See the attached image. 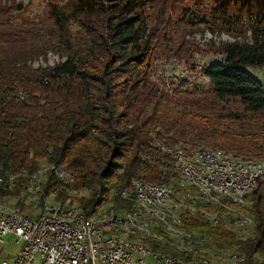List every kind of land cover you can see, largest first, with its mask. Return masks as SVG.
<instances>
[{
  "label": "trees",
  "instance_id": "trees-1",
  "mask_svg": "<svg viewBox=\"0 0 264 264\" xmlns=\"http://www.w3.org/2000/svg\"><path fill=\"white\" fill-rule=\"evenodd\" d=\"M151 1L47 0L42 13L28 14L15 0H0V203L10 194L21 203L37 195L42 203L34 179L48 172L44 192L83 211L106 201L130 208L119 196L136 179L181 191L166 147L205 145L264 162V83L248 70L264 66V0H214L223 11L256 8L257 25L249 41L220 47L224 63L204 67L209 87L156 75L162 57L189 62L178 51L192 45L166 13L146 14ZM50 52L59 55L57 63L33 66ZM57 168L66 170L67 181ZM83 190L88 195L73 192ZM251 199L254 238L193 226L219 249L237 246L264 257V182Z\"/></svg>",
  "mask_w": 264,
  "mask_h": 264
},
{
  "label": "bare ground",
  "instance_id": "bare-ground-1",
  "mask_svg": "<svg viewBox=\"0 0 264 264\" xmlns=\"http://www.w3.org/2000/svg\"><path fill=\"white\" fill-rule=\"evenodd\" d=\"M167 151L177 162L181 177L192 188L187 193L188 196L176 194L170 186L136 179L132 182V190L122 191L119 196L121 200L131 202L130 208L114 206L113 202L108 201L106 211L97 212V209L89 212L87 225H111L112 237L121 240L122 246H137L142 251L157 253L162 260L178 264L245 262L247 255L239 251V248L219 249L207 237L188 228V225L197 219L211 227H219L235 234L238 239L255 236L257 228L251 212V195L264 182V173L262 180L252 179L234 190L230 183H223L222 186L211 177L200 179L183 174L185 164H189L191 170H198L199 165L205 174H217V170H223L222 161H231V157L205 146L189 145L184 148H168ZM173 152L178 156H173ZM205 153L218 155L219 161H214L213 164ZM235 161L236 166L245 167L249 172L264 171V162ZM55 172L67 181L64 168H57ZM143 189L150 196L144 194ZM34 190H39V187H32V191ZM87 213L75 205L63 206L55 201L46 202L44 210L36 216L0 204V215L30 221H38L42 216L66 226L76 225V219H81ZM243 217L247 219H242ZM255 259L264 262L263 256L256 255Z\"/></svg>",
  "mask_w": 264,
  "mask_h": 264
},
{
  "label": "rangeland",
  "instance_id": "rangeland-1",
  "mask_svg": "<svg viewBox=\"0 0 264 264\" xmlns=\"http://www.w3.org/2000/svg\"><path fill=\"white\" fill-rule=\"evenodd\" d=\"M11 1L13 0H10V3ZM15 1L17 4H21L23 7H25L26 12L28 14H32V13L40 14L47 7V0H15ZM145 11L147 15H151L153 17L161 15L162 12L166 13L165 14L166 19H170V21L176 25L177 31H179L178 34L181 35V37H183V40L185 42H187L189 45H192L188 48L185 49L183 48L182 50L178 51L179 53L180 52L187 53V56H189V62H185V60L183 59L178 60L177 58H166V57H162L155 62L156 71H157L156 75L158 77H162V79H164L165 82H170L175 79L177 82H180L181 79L187 78L192 83L209 87L210 86L209 79L206 78L203 73L204 67H206L213 59H217L218 57L225 56V54L220 51V47L224 43L249 41L253 33V29L257 25V19L255 16V12L257 11L256 8H252V9L244 8L238 4L236 6L230 7L227 11H223L218 9V6L214 0H154L147 5ZM59 60L60 57L57 53L50 52L46 56H43L38 60L34 61L32 64L34 67H47L54 65ZM248 70L252 73L253 76H255L258 80L264 83V66L250 67ZM163 146L164 145H162V148L165 147ZM166 148H172V147H166ZM179 148H184V147H179ZM208 148L211 147L208 146ZM211 149L222 153L224 152L219 149L217 150L213 148ZM227 156L233 159L243 160L240 158H236L233 155H227ZM247 161H259V160H247ZM49 173L50 172H48L45 175L40 174L39 176H36L34 179L37 180L40 184L42 193L44 194L45 197V199H43L42 201V203L44 204L46 202H53L54 199L57 200L54 193L47 194L43 190L42 183L47 179V175ZM178 184L179 187H181V191H177L173 186H171L176 193H182V190L185 191L187 189V187L183 184L182 178L180 179ZM38 192L39 190L33 191V193L35 194H37ZM73 192L78 196L88 195V191L86 190L80 192H76V191ZM17 195L18 194H13V195L10 194L6 196L4 198V201L1 202L0 204L7 205L8 208H14L16 211H19L14 207L15 205H17V207L21 210L19 212L24 211L23 213H27L35 216L44 210L43 209L42 211H40L41 208H43L42 203L37 204L39 202L38 200H40L39 196L36 195L35 197H33L34 199L31 198L29 199V201H26L25 203H21L17 201L18 200ZM107 202L108 201H106L105 203L94 209H91L89 212L97 209H98L97 212L106 211L108 206L106 204ZM11 204L14 206H12ZM196 223L211 228L210 225L203 222L200 223L196 219L190 224L191 228L196 229V230L194 229L195 231H201L202 233H204L202 230L193 226ZM256 231L257 229L255 230L254 235H256L257 233ZM204 235L209 236L211 239L210 240L211 243L217 245L210 236V234L204 233ZM18 248H20V245L16 246L12 241L10 240L8 241L7 249L9 250L10 253L16 252ZM236 248L239 247L236 246ZM252 256L248 255V259L251 258L255 260ZM248 259L246 260V262L248 261Z\"/></svg>",
  "mask_w": 264,
  "mask_h": 264
},
{
  "label": "built area",
  "instance_id": "built-area-1",
  "mask_svg": "<svg viewBox=\"0 0 264 264\" xmlns=\"http://www.w3.org/2000/svg\"><path fill=\"white\" fill-rule=\"evenodd\" d=\"M225 59V56L218 57L211 62L224 63ZM173 156L178 154L173 152ZM205 156L210 157L213 164L219 161L218 155L205 153ZM222 162L223 170H217V174H205L199 165L198 170H191L189 164H185L183 174L200 179L211 177L222 186L230 183L234 190L252 179L262 180L264 171L249 172L245 167L236 166L233 158ZM143 193L150 196L145 189ZM182 193L188 196L186 191ZM88 217L89 210L81 219H76V225L66 226L42 216L38 221H30L0 215V245H6L8 237L21 245L15 256H2L0 264H178L137 246H122L121 240L112 237L111 225L89 227Z\"/></svg>",
  "mask_w": 264,
  "mask_h": 264
},
{
  "label": "crops",
  "instance_id": "crops-1",
  "mask_svg": "<svg viewBox=\"0 0 264 264\" xmlns=\"http://www.w3.org/2000/svg\"><path fill=\"white\" fill-rule=\"evenodd\" d=\"M8 239L10 241H12L14 243V245H16V246L20 245V244H16L10 237H8ZM8 239H7L6 245H0V260H1L2 256L13 257L20 251L21 245H20V248H18V250L16 252L10 253L9 250L7 249L8 241H9Z\"/></svg>",
  "mask_w": 264,
  "mask_h": 264
}]
</instances>
